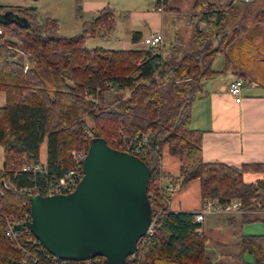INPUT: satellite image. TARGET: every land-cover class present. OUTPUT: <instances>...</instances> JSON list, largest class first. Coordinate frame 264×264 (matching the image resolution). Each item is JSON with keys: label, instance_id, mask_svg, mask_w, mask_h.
<instances>
[{"label": "trees", "instance_id": "1", "mask_svg": "<svg viewBox=\"0 0 264 264\" xmlns=\"http://www.w3.org/2000/svg\"><path fill=\"white\" fill-rule=\"evenodd\" d=\"M5 10L24 16L27 23L0 19V90L5 93L0 106V264H37L53 256L43 245L34 248L37 242L32 231L19 236L32 252L25 259L6 236V217L29 213L28 195L14 187L43 179V175L21 171V166L40 162L45 144L48 174L60 175L72 164L69 151L87 149L94 136L103 137L112 147L113 139L122 137L142 141L138 156L151 170L147 194L154 223L125 264H212L202 223L194 220L196 211L171 210L167 201L172 189L198 179L202 204L206 199L223 203L236 198L244 208L253 207L254 200L264 207V179H243L246 170L264 171V162L234 166L204 161L202 131L190 125V108L200 91V80L219 71L212 64L233 34L258 22L264 24V0H194L192 46L187 48L178 40L167 48H88L87 35L105 34L115 27L114 11L108 6L82 21L81 32L70 36L59 33L54 17L39 22L32 7L0 5V12ZM227 23L232 25L230 36ZM139 39L140 32L133 31L132 42ZM15 48L31 62L25 71L23 59L12 58ZM42 68L49 72V83ZM105 90L113 92L107 102ZM165 145L178 157L175 173L161 170ZM242 217L258 219L264 227V213L255 218L243 213ZM240 246L238 258L244 252L253 257L245 264L264 262V232L242 234Z\"/></svg>", "mask_w": 264, "mask_h": 264}, {"label": "crops", "instance_id": "2", "mask_svg": "<svg viewBox=\"0 0 264 264\" xmlns=\"http://www.w3.org/2000/svg\"><path fill=\"white\" fill-rule=\"evenodd\" d=\"M78 1H80L78 2V6L82 18L86 16L84 20L95 16L104 6L112 8L114 13L117 11L128 12L129 22L126 24L122 35V39L127 45L122 49H129L144 47V45H141V38L155 32L162 34L163 45L174 43L177 39L176 32L175 30L170 31L169 25L176 14L185 7L184 4H188L191 8L190 10H192L194 0H188L183 5H179L176 0H165L163 11L154 8L156 0ZM169 8H172V10H169ZM168 11L170 14H166ZM115 27H117V23ZM231 28L229 36L232 33ZM249 30L248 28L244 32L233 34L230 43L234 42L233 38L241 43H246V37L251 32ZM133 31L140 32V39L136 42H132L131 40ZM110 32L87 35L85 41L91 36L102 37L108 35ZM230 43L225 49H227ZM241 47L244 49V54L249 53V56L246 55V57L252 58L250 48L245 49L246 45H241ZM224 52L219 55L224 54ZM227 62V57L224 56V64L221 68H214L212 64V67L219 71L212 76L200 80V91L191 104L190 125L202 131V160L223 162L234 166H240L244 163L264 162V59L259 62V66L256 67L255 72H249L246 66L241 68L233 65L229 68ZM235 77H241L244 80L239 101H235L234 96L228 91L229 82ZM4 101L5 93L0 90V106L4 104ZM40 157L41 159H45L46 157L45 144L41 149ZM2 161L3 147L0 145V167L2 166ZM178 169V157L171 154L166 145L163 146L161 151V170L164 173H175ZM243 179L248 182L264 179V171L246 170L243 173ZM163 182L165 183V181ZM167 203L171 210L197 211L202 205L198 179H193L181 187L172 189ZM248 217L255 218L258 216L248 214ZM252 220L256 219H243L242 214L225 215L209 212L203 215L201 231L206 234L207 239V233L210 234L211 230L223 232L222 230L233 229L234 235L231 237V241L236 243L237 247L239 246V250L235 253H218L212 260V264L218 262L221 257L235 259L241 264L252 262L245 260L244 254L246 252L240 258L236 256L241 250V235L251 234L243 231V226ZM204 226L207 233L204 231Z\"/></svg>", "mask_w": 264, "mask_h": 264}, {"label": "water", "instance_id": "3", "mask_svg": "<svg viewBox=\"0 0 264 264\" xmlns=\"http://www.w3.org/2000/svg\"><path fill=\"white\" fill-rule=\"evenodd\" d=\"M0 19L27 23L11 10L0 12ZM82 170L71 192L29 196L27 226L55 257L103 256L105 264H123L151 224L150 167L139 156L94 136L88 142Z\"/></svg>", "mask_w": 264, "mask_h": 264}, {"label": "rangeland", "instance_id": "4", "mask_svg": "<svg viewBox=\"0 0 264 264\" xmlns=\"http://www.w3.org/2000/svg\"><path fill=\"white\" fill-rule=\"evenodd\" d=\"M177 3L184 4L188 0H176ZM80 2L78 0H0V5L3 7H13L14 5H18L21 7H32L34 9V13L36 14V18L39 22L43 21V19L47 16L55 17L58 21L59 25V33L61 35L70 36L75 35L81 32V23L86 16L82 18L79 12V6L77 3ZM174 3V2H172ZM185 7L181 9L180 12L176 14L174 19L171 21L169 25V30L176 32V40L180 41V46L182 48H187L191 45V40L193 36L194 29V20L190 19V6L184 4ZM184 9V10H183ZM138 10V8H137ZM172 10V8H169ZM190 12V13H188ZM166 14H170L169 11ZM188 14V15H187ZM173 15V14H172ZM175 15V14H174ZM114 17L117 23V27L110 32L106 36L97 37L91 36L85 41V45L88 48H92L94 46H102L104 48H114V49H122L126 42L122 39L123 30L128 24V12L125 11H117L114 13ZM127 18V20H125ZM228 32L231 28L230 23L226 24ZM250 29V35L246 37L247 42L241 43L236 39H232L235 44H230L227 49H225L224 54L218 55L215 62L213 63L214 68H221L224 64V56L227 57V65L228 67H232L236 65L237 67L243 68L244 66L248 67V71H256V67L259 66V62L264 59V24L261 22L255 23L247 27ZM168 30L167 27H165ZM162 35V34H161ZM11 36V35H8ZM232 43V42H231ZM141 45H144L141 42ZM241 45H246L245 49L250 48L252 52V58L246 57L249 56V53L244 54V49ZM146 45H144L145 47ZM167 45L160 44L159 47L167 48ZM189 47V48H190ZM16 54V52H15ZM17 58H21L26 62L31 63L28 60L26 55L16 54ZM255 60V61H254ZM42 75L46 78L45 81L49 83L47 79H49V72L47 69H41ZM248 76V75H247ZM250 77V76H248ZM248 83V82H247ZM113 96V92L111 90H105L103 93L104 102L110 100ZM88 123L91 125V121L87 118ZM204 231L207 233V230L204 226ZM223 232H219L218 230H211L210 234L207 233L208 239L206 242V252L213 260L215 255L220 252L224 253H235L239 250V246L232 242L231 237L234 235L233 229L222 230ZM243 231H247L251 234H259L264 232V227L261 221L252 220L245 223L243 226ZM245 260L252 261L253 257L250 253H245ZM215 264H241L239 261L227 257L219 258V261ZM264 264V263H263Z\"/></svg>", "mask_w": 264, "mask_h": 264}, {"label": "built area", "instance_id": "5", "mask_svg": "<svg viewBox=\"0 0 264 264\" xmlns=\"http://www.w3.org/2000/svg\"><path fill=\"white\" fill-rule=\"evenodd\" d=\"M230 1L249 2L251 0H230ZM154 8L156 10L163 11L164 8H163L162 0H156V4ZM8 37L13 39L11 36ZM141 42L144 45L159 47V45L162 44V35L160 32L151 33L148 36H144L143 38H141ZM15 52L16 54L23 55L22 51L17 48H15ZM16 54L12 56L13 59H17ZM29 65H30L29 62L24 61L23 70L25 71L29 67ZM243 82L244 80L241 77H235L233 80L229 82L228 91L234 96L235 101H239L241 99L240 92ZM136 137L137 134L134 136V138ZM143 137L145 138L146 134L143 135ZM113 142H114V148L130 152L137 156L143 151L141 146L142 141L137 142L132 137H130L129 139H127L126 137H122L121 140L113 139ZM86 152L87 149L84 148L70 150L68 154L72 160V164L60 175L48 174L45 159H42L40 162L37 163H31V162L24 163L20 168L21 171L28 172L32 176L43 175V179L40 181L36 180L35 182H33V184L20 186L18 188L14 187V189H18L24 192L25 194L28 195V197L30 195H35V194L52 195V194H64L71 192L72 190L75 189L76 185L78 184L79 180L83 175L82 164ZM171 189L172 188L169 187V190ZM209 212L225 214V215L245 213V214L260 216L261 214L264 213V207H262L260 202H258L257 200L256 201L254 200L253 207L244 208L241 201L236 198H232L227 202H223V203L218 202L215 199H206L204 203L201 205V207L195 212L194 220L197 222H202L203 215ZM28 217L30 220V212L29 213L24 212L22 216L6 217V224H5L6 236L10 240H12L16 244V246L20 249V251L24 255V259L25 257H29L32 255V252L29 251L28 248L24 247L19 240V236L23 231L25 232L31 231L30 228L27 226V224H24V222L28 219ZM154 219L155 218H152L151 216V224L148 232L152 230ZM18 225L20 226L17 227ZM35 240H36L35 242L37 243H35L34 248L40 249V245L42 244L37 239ZM36 260L37 259L35 258V261ZM125 263H126V259L123 262V264ZM37 264H105V258L103 256H95L84 260H68V259H61L53 255L52 257L47 256L46 258L39 260Z\"/></svg>", "mask_w": 264, "mask_h": 264}, {"label": "bare ground", "instance_id": "6", "mask_svg": "<svg viewBox=\"0 0 264 264\" xmlns=\"http://www.w3.org/2000/svg\"><path fill=\"white\" fill-rule=\"evenodd\" d=\"M188 15V14H187Z\"/></svg>", "mask_w": 264, "mask_h": 264}]
</instances>
